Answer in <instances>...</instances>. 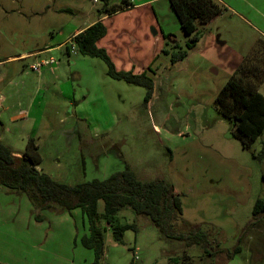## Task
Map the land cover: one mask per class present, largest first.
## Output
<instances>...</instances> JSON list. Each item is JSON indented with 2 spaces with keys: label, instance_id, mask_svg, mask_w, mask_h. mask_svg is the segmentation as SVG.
Here are the masks:
<instances>
[{
  "label": "rangeland",
  "instance_id": "1",
  "mask_svg": "<svg viewBox=\"0 0 264 264\" xmlns=\"http://www.w3.org/2000/svg\"><path fill=\"white\" fill-rule=\"evenodd\" d=\"M132 2L146 4L107 19L98 45L117 70L150 65L151 91L109 77L104 61L72 52L71 41L37 58L8 60L93 24L103 0H0V141L22 155L33 138L43 159L38 169L68 185L104 180L126 166L143 181L167 180L180 193L179 230L201 226L213 248L241 247L228 261L224 253L205 256L200 246L168 240L149 218L123 211L120 223L136 222L138 231H126L119 244L102 222V264H173L171 258L185 253L191 264H264V218L252 216L255 201L264 200V134L243 148L231 135L233 123L215 109L218 92L261 35L223 9L198 25L200 42L173 63L172 55L191 41L169 0ZM51 57L52 69L31 70L36 60ZM259 90L264 95V82ZM15 197L0 191V264L92 263L93 252L81 244L88 224L79 209L70 216L44 211L42 222L31 211L30 224L20 209L30 201Z\"/></svg>",
  "mask_w": 264,
  "mask_h": 264
},
{
  "label": "trees",
  "instance_id": "2",
  "mask_svg": "<svg viewBox=\"0 0 264 264\" xmlns=\"http://www.w3.org/2000/svg\"><path fill=\"white\" fill-rule=\"evenodd\" d=\"M106 5L99 16L112 15L127 10L132 4L129 0L119 8L110 7L111 0H103ZM172 11L178 19L182 31L190 37L186 50L173 54L171 61L176 63L188 55V49L200 42L198 25H205L223 12L216 0H169ZM107 35V26L102 20L73 37L77 53L83 57L99 58L108 67L107 75L128 84L152 90L154 80L147 78L145 72L118 71L107 50L100 48L98 42ZM70 54L69 47H66ZM167 53V52H166ZM149 68L148 71H151ZM147 72V71H146ZM264 82V41L257 43L254 51L247 55L215 98V109L220 116L233 123L231 135L243 148H250L264 132V95L259 87ZM149 94L145 99L147 104ZM43 159L35 140L30 138L20 157L0 141V188L26 195L32 205V214L37 222L44 221V211L72 212L80 210L86 217L88 233L81 238L82 246L93 252L90 264H102L105 250V223L113 232L114 240L122 244L126 231H138L136 222L120 223L119 215L130 211L137 216L149 218L154 227L168 240L184 243L187 249L200 246L205 256L215 257L226 254L231 260L241 252L240 245L233 250L213 248L211 234L201 226H191L179 230L176 225L182 208L178 202L180 193L167 180L143 181L128 166L123 171L113 173L104 180L94 179L75 185L59 182L38 168ZM103 203L100 211L99 203ZM253 217L264 218V200L258 199L253 209ZM218 243H216L217 245ZM191 257L185 253L183 259L171 258L173 264H191Z\"/></svg>",
  "mask_w": 264,
  "mask_h": 264
},
{
  "label": "crops",
  "instance_id": "3",
  "mask_svg": "<svg viewBox=\"0 0 264 264\" xmlns=\"http://www.w3.org/2000/svg\"><path fill=\"white\" fill-rule=\"evenodd\" d=\"M216 1L221 4L223 9L229 10L234 15L238 16L243 22L251 23V26L253 27V29L257 30L259 32V34L261 35V37H262V38H258V42L264 41V0H216ZM129 2L132 4V6L127 8V10H122V11H119V12H117L115 14H112V15H103L101 17L99 16L97 21L98 20H102L105 23L106 20L109 19L110 17H115V16H117L118 14H120V13H122L124 11H128L129 12V11L135 9L136 7L140 6V5L143 6L144 4H146V3H144V4L135 5V4H133L132 0H129ZM91 25L92 24L87 25L85 28H82V29H79V30H73V32H70L69 36H67V38L64 41H60L57 44H53V42H49L48 44L44 45V47L42 49L31 50L30 52H23L19 56L9 57L8 60L9 61H14L16 59L21 60V59H27V58H32V57L37 58V57H39L41 55H44V54H47V53H51V52H53L55 50H62L64 48V46L69 41H71V43H72V39H73L74 36H76L77 34H79L80 32H82L83 30H85L86 28H88ZM105 25H106V23H105ZM100 48H104V47H100ZM104 49H106V48H104ZM107 52L109 54L108 50H107ZM114 65H115V63H114ZM149 68H150V65H147V64H142L140 67H137L136 65H134L129 70L124 71V72H131L132 71L135 74H141L142 72H145V74H146L147 73L146 71ZM118 71H121V70H118ZM94 82H95V80H92L90 85H88V90H89L88 92L92 91L93 85L95 84ZM2 96H3V99H5V96L4 95H2ZM263 134H264V132L262 133V135ZM15 156L16 157H20V155H15ZM0 191L2 193H5V194H11V195L19 197V198H17V197H15V198L18 199V200H21L20 202H22V200H23V197H22L23 195H20L16 191L9 190V189L4 188V187H1ZM257 201H258V199L255 201V203ZM255 203H254V206H255ZM254 206H253V209H254ZM20 209H21V211L23 209H25L26 210V214H27L26 220L28 219L30 224L34 223L33 216L31 215L32 206L27 205V201H26V204H25L24 208H20ZM74 211H76V210H74ZM74 211L68 213L69 216L73 215L75 213ZM65 215H67V214H65ZM252 216H253V210H252ZM259 220H261V219H259ZM226 259L227 258H225V260Z\"/></svg>",
  "mask_w": 264,
  "mask_h": 264
},
{
  "label": "built area",
  "instance_id": "4",
  "mask_svg": "<svg viewBox=\"0 0 264 264\" xmlns=\"http://www.w3.org/2000/svg\"><path fill=\"white\" fill-rule=\"evenodd\" d=\"M72 52L77 53L76 46L72 42ZM57 64L54 58H45L41 60H36L32 66L31 70L39 74L42 73L44 69H52Z\"/></svg>",
  "mask_w": 264,
  "mask_h": 264
}]
</instances>
